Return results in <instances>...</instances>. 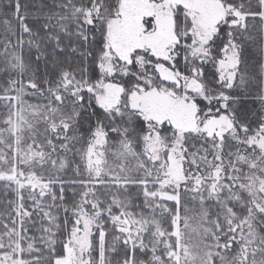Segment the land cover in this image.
I'll list each match as a JSON object with an SVG mask.
<instances>
[{
  "label": "snow or ice",
  "instance_id": "obj_1",
  "mask_svg": "<svg viewBox=\"0 0 264 264\" xmlns=\"http://www.w3.org/2000/svg\"><path fill=\"white\" fill-rule=\"evenodd\" d=\"M0 264H264V0H0Z\"/></svg>",
  "mask_w": 264,
  "mask_h": 264
}]
</instances>
